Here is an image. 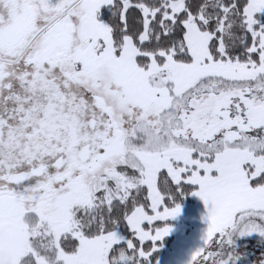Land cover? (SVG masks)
I'll return each mask as SVG.
<instances>
[{
    "label": "snow or ice",
    "instance_id": "obj_1",
    "mask_svg": "<svg viewBox=\"0 0 264 264\" xmlns=\"http://www.w3.org/2000/svg\"><path fill=\"white\" fill-rule=\"evenodd\" d=\"M189 194V264L264 244V0H0V264H152Z\"/></svg>",
    "mask_w": 264,
    "mask_h": 264
},
{
    "label": "rangeland",
    "instance_id": "obj_2",
    "mask_svg": "<svg viewBox=\"0 0 264 264\" xmlns=\"http://www.w3.org/2000/svg\"><path fill=\"white\" fill-rule=\"evenodd\" d=\"M194 199V206L181 207L180 213L175 218L166 220L175 221V224H169L171 231L164 239L172 238V241L169 247L164 248L159 264H189L192 253L203 246V236L207 227H196L195 221H191L192 217L202 212L200 199L195 196ZM185 220L189 223L186 224ZM237 245L239 250L245 253L237 264H252L259 252L264 251V244H257V237L254 236L238 241Z\"/></svg>",
    "mask_w": 264,
    "mask_h": 264
},
{
    "label": "trees",
    "instance_id": "obj_3",
    "mask_svg": "<svg viewBox=\"0 0 264 264\" xmlns=\"http://www.w3.org/2000/svg\"><path fill=\"white\" fill-rule=\"evenodd\" d=\"M190 195H186L184 198H182L179 203L180 205H185L187 203L190 202ZM173 224L172 222H169V221H165V222H156V226H161L162 224ZM172 241V238H166L164 239L163 241H160V242H157L159 245H162L158 248V250L153 254V257H152V264H159V260L162 256V253L164 251V248L165 247H169L170 243ZM252 259V257H251Z\"/></svg>",
    "mask_w": 264,
    "mask_h": 264
},
{
    "label": "crops",
    "instance_id": "obj_4",
    "mask_svg": "<svg viewBox=\"0 0 264 264\" xmlns=\"http://www.w3.org/2000/svg\"><path fill=\"white\" fill-rule=\"evenodd\" d=\"M199 202L201 204L202 212L199 215L195 216L194 218L192 217L191 221H195L194 226H196V227H199V228L207 227V220L205 218L207 209H206L202 200H199ZM194 203H195L194 196L190 195V202L185 204V205H181V207L184 208L187 206H194ZM200 204H198V205L200 206ZM169 222H172L173 224H175V221H169ZM185 223L187 224L189 222L187 220H185Z\"/></svg>",
    "mask_w": 264,
    "mask_h": 264
}]
</instances>
